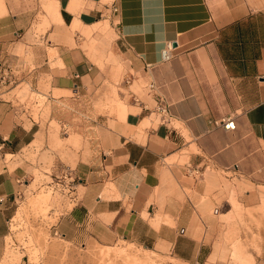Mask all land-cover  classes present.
Returning <instances> with one entry per match:
<instances>
[{"label": "crops", "instance_id": "crops-1", "mask_svg": "<svg viewBox=\"0 0 264 264\" xmlns=\"http://www.w3.org/2000/svg\"><path fill=\"white\" fill-rule=\"evenodd\" d=\"M99 23L114 60L102 67L76 45ZM16 73L36 93L48 85L46 124L20 118L4 77ZM159 99L171 123L159 120ZM60 111L77 147L58 146L49 124ZM0 155V258L21 182L49 165L76 178L77 202L54 228L69 242L122 239L207 261L223 223L209 214L216 190L204 173L264 163V0H0Z\"/></svg>", "mask_w": 264, "mask_h": 264}, {"label": "rangeland", "instance_id": "rangeland-1", "mask_svg": "<svg viewBox=\"0 0 264 264\" xmlns=\"http://www.w3.org/2000/svg\"><path fill=\"white\" fill-rule=\"evenodd\" d=\"M98 25L106 27L88 34L81 33L76 45L92 62L102 67V59L111 64L114 60L110 52L104 57V50L109 48L111 30L106 23ZM53 55L49 54L50 57ZM4 77L7 82L15 81L10 86L11 93L19 99L20 106L23 102L25 108L19 113L20 118L46 124L49 116L48 85L38 86L42 93H36V87L30 82H22L24 79L20 74ZM60 93L70 95L71 91H54L53 95ZM58 116L60 123L52 120L49 124L58 136V146L68 142L77 147L78 141L71 139L73 133L63 128L65 113L60 111ZM67 135L70 137L68 140L64 138ZM1 158L3 155H0L2 164ZM9 158L8 154L4 156L6 161ZM30 171L11 204L10 233L0 264H256L253 255L260 254L262 250L264 163L250 173L213 170L204 173L206 183L216 190V202L211 204L209 214L223 224L222 228L212 231L215 239L209 259L187 263L166 247L147 248L122 239L109 244L93 240L69 242L54 228L60 215L77 202V195L61 185V175L54 173L49 165L33 166ZM39 196L43 200L33 206ZM103 250L108 253L102 254Z\"/></svg>", "mask_w": 264, "mask_h": 264}, {"label": "built area", "instance_id": "built-area-1", "mask_svg": "<svg viewBox=\"0 0 264 264\" xmlns=\"http://www.w3.org/2000/svg\"><path fill=\"white\" fill-rule=\"evenodd\" d=\"M173 57L172 53V45L171 43L166 44L164 49L161 52V59L163 61H168ZM77 76V75H76ZM74 88H76V85H74ZM155 112L157 116L159 117V120L162 123H171L172 121V114L169 109V105L163 100L159 99L157 101V104L155 106ZM221 123L223 124V127L225 129H234V119L233 116H228L222 119ZM194 174L196 176H199L200 173L198 171H194ZM61 185L67 188V191L70 193H73L75 191V183H76V178L73 176L71 173H69V170L67 169L66 171H63L61 174ZM73 196L72 198H74Z\"/></svg>", "mask_w": 264, "mask_h": 264}, {"label": "bare ground", "instance_id": "bare-ground-1", "mask_svg": "<svg viewBox=\"0 0 264 264\" xmlns=\"http://www.w3.org/2000/svg\"><path fill=\"white\" fill-rule=\"evenodd\" d=\"M42 200H43V199H42L41 196L37 197V199H35L34 202H33V206H34V205H35V206H36V205H39V204L41 203ZM106 249H107V248H106ZM101 253L106 255V254L108 253V251H105V252H104V250H103V251H101ZM108 255H109V254H108ZM102 256H103V255H102ZM102 256H101V258H102ZM113 256H114V255H113ZM103 258H104V257H103ZM111 258H112V257H111ZM101 260H102V259H101ZM128 261H129V260H128Z\"/></svg>", "mask_w": 264, "mask_h": 264}]
</instances>
